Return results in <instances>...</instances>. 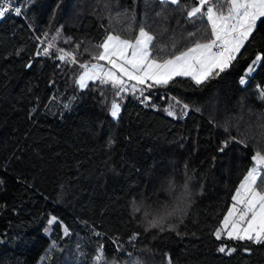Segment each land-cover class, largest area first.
<instances>
[{
	"label": "trees",
	"instance_id": "obj_1",
	"mask_svg": "<svg viewBox=\"0 0 264 264\" xmlns=\"http://www.w3.org/2000/svg\"><path fill=\"white\" fill-rule=\"evenodd\" d=\"M12 3L21 15L0 19V264H42L53 241L58 248L43 264H93L101 244L116 264H166L165 254L172 264H264V244L213 235L254 149L264 151V100L258 95L264 62L246 84L239 82L254 57L264 54V20L219 76L200 86L177 77L145 93L149 106L129 95L117 120L108 110L112 90L92 84L80 90L73 83L78 69L37 56L35 37L62 26L83 52L106 28L131 38L143 25L158 46L179 50L189 43L188 33L205 29L186 18L192 0L179 6L160 0ZM172 96L189 105L187 115L180 117L179 106L177 118L167 115ZM185 182L187 215L183 223L168 220L181 234L145 231L151 216L145 218L144 209L155 214L171 205L169 185ZM133 204L141 211L133 212ZM52 216L57 223L49 226ZM133 233L139 237L130 243ZM221 245L236 251L220 253Z\"/></svg>",
	"mask_w": 264,
	"mask_h": 264
},
{
	"label": "snow or ice",
	"instance_id": "obj_2",
	"mask_svg": "<svg viewBox=\"0 0 264 264\" xmlns=\"http://www.w3.org/2000/svg\"><path fill=\"white\" fill-rule=\"evenodd\" d=\"M162 5H180V0H160ZM193 6L185 9L189 21L200 20L204 31L188 33L189 43L176 50L175 44L158 46L156 37L145 29L138 28L137 34L126 38L115 29H105L102 39L80 51V43L73 44L72 37L63 35V28H56L51 34L44 32L35 37L41 45L37 49V56H45L58 60L61 65L75 66L78 71L73 83L80 89L89 88L92 84L98 88H110L113 98L109 104V114L117 119L122 111V104L127 96L135 97L140 103L149 106L151 96L145 93L155 87H167L177 77L188 78L196 86L205 84L212 78L228 69L253 36L258 22L264 20V0H192ZM21 15L20 6H13L12 0H0V19L6 13ZM103 27V25H102ZM129 32L131 29L128 30ZM73 45L71 49L61 47L60 44ZM87 55V60L78 57ZM264 62V54L258 53L251 61L240 84L247 83V77L256 71ZM29 67L31 65H28ZM101 96L104 92L101 91ZM259 98L264 100V89H258ZM170 103L164 111L168 116L177 118V106L180 117L187 115L189 105L170 97ZM156 107V105H151ZM68 107V105H65ZM227 131V129H225ZM235 140L236 137H230ZM243 143V141H240ZM114 143V141L109 142ZM227 146L228 141H224ZM247 146V145H245ZM223 148H221V151ZM252 164L240 180L231 196V204L213 232L217 240L249 241L254 244H264V151L254 149L251 156ZM173 203L161 205L153 214L145 208L147 221L145 231L158 229L160 232L174 231L177 235L176 224H169L168 220L177 217L183 223L187 209L191 205L188 184L182 186L169 185L168 188ZM141 208L133 204V212H140ZM57 223V217L48 220L51 226ZM63 234L67 236L69 230L63 226ZM96 235H102L96 233ZM139 233H133L129 242L138 239ZM115 243V241H114ZM58 245L52 242L42 264L48 255L55 251ZM120 245H117V251ZM220 253L231 255L236 249L221 245L217 249ZM247 251V249H245ZM130 255V254H129ZM166 264H172L170 255L165 254ZM93 264H116L108 261L104 256L103 245H99ZM134 264H142L135 260Z\"/></svg>",
	"mask_w": 264,
	"mask_h": 264
},
{
	"label": "built area",
	"instance_id": "obj_3",
	"mask_svg": "<svg viewBox=\"0 0 264 264\" xmlns=\"http://www.w3.org/2000/svg\"><path fill=\"white\" fill-rule=\"evenodd\" d=\"M13 4V3H12ZM13 6H14V4H13ZM7 14V13H6Z\"/></svg>",
	"mask_w": 264,
	"mask_h": 264
},
{
	"label": "rangeland",
	"instance_id": "obj_4",
	"mask_svg": "<svg viewBox=\"0 0 264 264\" xmlns=\"http://www.w3.org/2000/svg\"><path fill=\"white\" fill-rule=\"evenodd\" d=\"M127 38V37H126ZM253 74H254V72H253ZM231 204V203H230Z\"/></svg>",
	"mask_w": 264,
	"mask_h": 264
},
{
	"label": "water",
	"instance_id": "obj_5",
	"mask_svg": "<svg viewBox=\"0 0 264 264\" xmlns=\"http://www.w3.org/2000/svg\"><path fill=\"white\" fill-rule=\"evenodd\" d=\"M31 65V64H30Z\"/></svg>",
	"mask_w": 264,
	"mask_h": 264
}]
</instances>
